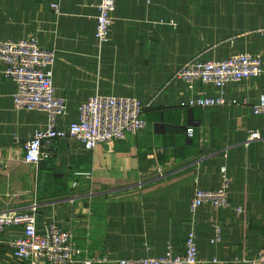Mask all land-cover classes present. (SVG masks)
Masks as SVG:
<instances>
[{
	"label": "crops",
	"instance_id": "crops-1",
	"mask_svg": "<svg viewBox=\"0 0 264 264\" xmlns=\"http://www.w3.org/2000/svg\"><path fill=\"white\" fill-rule=\"evenodd\" d=\"M96 4L0 0V40L35 37L43 49L55 51L53 85L67 103L59 128L77 120L78 105L94 95L153 101L143 113L145 127L91 151L58 139L49 159L26 163L24 144L45 127L47 116L14 110L16 87L2 75L0 62V212L39 204L37 231L55 223L72 232L76 252L97 264L161 256L168 240L181 253L190 229L198 264L256 258L264 251V117L254 116L251 106L264 95V73L222 89L166 84L196 55H259L264 69V35L254 32L264 27V0H115L101 49L94 38ZM191 95H221L239 104L181 108ZM252 130L261 140L246 145ZM221 166L231 180L230 206L204 205L190 214L194 181L204 190L217 188ZM237 206L243 214H236ZM215 226L222 237L211 244ZM21 235L16 227L0 235V264H19L9 243ZM259 259L264 264V255Z\"/></svg>",
	"mask_w": 264,
	"mask_h": 264
},
{
	"label": "built area",
	"instance_id": "built-area-1",
	"mask_svg": "<svg viewBox=\"0 0 264 264\" xmlns=\"http://www.w3.org/2000/svg\"><path fill=\"white\" fill-rule=\"evenodd\" d=\"M115 0H97L96 28L94 38L99 49L108 42L113 19L110 15ZM54 9L57 8L53 4ZM264 35V27L254 31ZM196 55L186 61L170 78L192 87L195 83L222 89L227 84L258 78L264 73L259 55L238 53L225 60H204ZM56 54L54 50L43 49L35 37L19 41L0 40V62L3 65L2 75L15 84L13 108L20 111H38L47 116L45 127L35 130L24 144L26 163L37 164L51 157V148L55 140L69 139L80 143L84 149L91 151L98 145H112L122 141L127 135H133L144 129L146 122L143 113L153 101L143 104L133 97H112L94 95L77 107V120L65 128H59L57 121L67 113V103L56 96L53 85V66ZM165 86V87H166ZM164 87V88H165ZM161 92V91H160ZM159 92V93H160ZM158 93V94H159ZM246 104V101L240 102ZM239 104L223 96L201 97L191 95L181 102V108H212ZM254 116L264 117V95L251 106ZM194 135L192 128L186 129V136ZM257 130L248 133L245 144L260 141ZM161 170V168H159ZM158 169V175L163 173ZM220 181L217 188L201 189L194 181V194L189 204L190 214L204 205L213 209L227 208L229 187L231 184L225 166L219 170ZM40 205L31 204L25 211L0 212V235L9 228H20L21 237L9 243L12 259L23 264H97L100 263L84 255H79L74 248L73 233L63 230L55 223H50L43 232L36 228L37 213ZM238 215L244 213L241 206L235 207ZM222 237L220 226L214 227L211 244L219 243ZM256 258L237 257L230 264H262ZM215 262V261H214ZM105 261H102L104 264ZM198 248L192 229L186 232L183 251H175L173 242L165 243L164 252L158 257H144L118 261L117 264H198Z\"/></svg>",
	"mask_w": 264,
	"mask_h": 264
},
{
	"label": "rangeland",
	"instance_id": "rangeland-1",
	"mask_svg": "<svg viewBox=\"0 0 264 264\" xmlns=\"http://www.w3.org/2000/svg\"><path fill=\"white\" fill-rule=\"evenodd\" d=\"M19 264H23V263H19Z\"/></svg>",
	"mask_w": 264,
	"mask_h": 264
},
{
	"label": "trees",
	"instance_id": "trees-1",
	"mask_svg": "<svg viewBox=\"0 0 264 264\" xmlns=\"http://www.w3.org/2000/svg\"><path fill=\"white\" fill-rule=\"evenodd\" d=\"M151 108V107H150Z\"/></svg>",
	"mask_w": 264,
	"mask_h": 264
}]
</instances>
